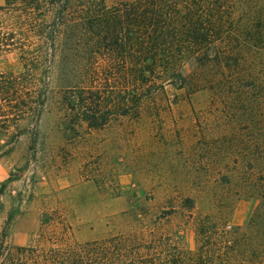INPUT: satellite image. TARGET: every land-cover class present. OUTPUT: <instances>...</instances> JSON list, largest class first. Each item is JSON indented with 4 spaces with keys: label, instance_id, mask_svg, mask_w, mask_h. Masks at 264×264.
Here are the masks:
<instances>
[{
    "label": "trees",
    "instance_id": "1",
    "mask_svg": "<svg viewBox=\"0 0 264 264\" xmlns=\"http://www.w3.org/2000/svg\"><path fill=\"white\" fill-rule=\"evenodd\" d=\"M9 51L21 63L19 72L0 70V133L11 143L39 140L52 81L67 116L88 128L170 83L230 97L238 119L255 126L251 140L264 130V0H4L0 55ZM255 151L264 156V146ZM259 180L245 229L200 224L194 248L138 230L63 243L52 231L47 238L59 242L11 244L10 213L0 226V264H264V174Z\"/></svg>",
    "mask_w": 264,
    "mask_h": 264
},
{
    "label": "rangeland",
    "instance_id": "2",
    "mask_svg": "<svg viewBox=\"0 0 264 264\" xmlns=\"http://www.w3.org/2000/svg\"><path fill=\"white\" fill-rule=\"evenodd\" d=\"M193 69L188 61L182 73ZM0 70H21L15 51L0 55ZM50 85L34 146L26 135L11 143L0 133V226L12 213L9 243L47 246L138 230L194 248L200 224L245 229L260 200L251 183L264 174L255 151L264 130L251 140L255 126L238 119L230 97L167 83L126 115L88 128L67 116ZM52 231L62 239H48Z\"/></svg>",
    "mask_w": 264,
    "mask_h": 264
}]
</instances>
